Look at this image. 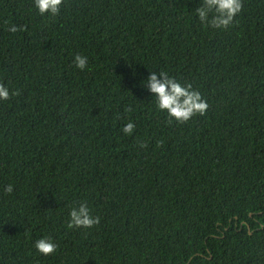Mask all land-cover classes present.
Instances as JSON below:
<instances>
[{
    "label": "trees",
    "instance_id": "trees-1",
    "mask_svg": "<svg viewBox=\"0 0 264 264\" xmlns=\"http://www.w3.org/2000/svg\"><path fill=\"white\" fill-rule=\"evenodd\" d=\"M0 264H264V0H0Z\"/></svg>",
    "mask_w": 264,
    "mask_h": 264
}]
</instances>
